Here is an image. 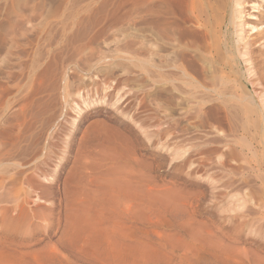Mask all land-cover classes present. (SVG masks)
<instances>
[{"label": "rangeland", "instance_id": "rangeland-1", "mask_svg": "<svg viewBox=\"0 0 264 264\" xmlns=\"http://www.w3.org/2000/svg\"><path fill=\"white\" fill-rule=\"evenodd\" d=\"M141 4L0 0V264H135L139 243L142 264H264V110L157 107L144 89ZM83 101L96 104L78 117ZM110 166L138 196L184 193L186 213L151 216L123 197L116 218L117 193L98 183ZM87 204L124 221L125 251L82 233L72 219ZM190 235L222 244L225 261L198 254Z\"/></svg>", "mask_w": 264, "mask_h": 264}, {"label": "bare ground", "instance_id": "bare-ground-1", "mask_svg": "<svg viewBox=\"0 0 264 264\" xmlns=\"http://www.w3.org/2000/svg\"><path fill=\"white\" fill-rule=\"evenodd\" d=\"M142 4L144 21L141 29L143 31V33L141 32L143 35L141 39H143V41H141L144 48H142L143 50L141 51L143 52L142 67L144 89H146L149 99H151L150 97H152L153 93L160 96V103L158 102L160 105L157 107L161 106V108H163L162 110H167L169 108L176 111L185 110V113L186 111H195V109H204L207 106L220 108L222 111L223 109L225 111L229 109H237V111L238 109H249L246 110V112L251 110L254 112L258 109L264 110V86L260 85V81L264 79V0H142ZM130 26L131 27H128L132 29V24H130ZM133 29L135 30V28ZM130 37H132V35H130ZM3 58L5 57H3V53L0 51V64ZM4 67L8 68L7 66ZM258 90L261 91L260 93L262 94L258 93ZM146 93L144 98H148L146 97ZM255 94L261 95L262 99L260 102H257V100L255 101ZM157 97H152L151 100ZM122 100L123 98L118 97L112 104V107H114L118 113L119 110L122 109L118 107ZM156 100L150 102L155 104L154 102H156ZM84 101L83 105H81L82 107L78 105H76V107L74 106L76 108L74 111H76L78 117L84 109L96 104L94 102L87 103ZM105 101L106 100L97 101V104ZM150 102H147V104L149 105ZM3 103L4 102L0 104V110H2V105H6ZM157 107L155 111L160 112L157 110ZM165 110L164 112H167ZM196 112L197 111H195V113ZM167 113H163V115ZM179 113L180 112H178L177 115H180ZM195 113H193V115H195ZM178 117L180 118V116ZM191 117H189V121ZM104 158H106V154ZM109 158H111L110 155H108L107 159L109 160ZM116 160H114L115 163ZM176 160L177 159H175V161ZM191 165L192 164H190V166ZM112 167L113 166H110L111 170H108L107 175H105L106 178H103V180L101 179V182L98 183L102 194L107 192L106 190L108 189H112V191L114 190L117 193L116 195L108 191L112 195H116V197H113L111 194L109 195L115 199L113 200L115 205H113L116 206V218L119 219L121 213H124V209L120 206L124 198H126V201L128 199L133 201V199L136 198V200L140 199L139 201H143L142 203L146 202L145 205L142 204L139 206L140 208H147V213L151 216L170 214L177 219L179 215L186 213V208L182 204L186 200V195H183L184 193L181 192L177 197L174 189H170L168 192L163 193V196H155L148 193L147 196L144 195L145 197H141L140 193H138L140 192L138 190L141 189H138V196L136 192L133 194L134 191H131V187H133L131 183L133 182L118 178L116 176L118 173L116 167L118 166H114L115 168ZM188 170L190 169L188 168ZM213 188L216 189L215 187ZM133 189L135 190L137 188L135 187ZM109 196L108 198H110ZM121 198L123 199L121 200ZM93 200L95 199H92V201ZM100 200L102 199L100 198ZM108 200L105 201L104 199L105 202ZM136 200L134 199V201ZM110 202H112V200ZM98 203L100 204L101 202L98 201ZM90 207H92L90 204L78 206L77 208L79 210L77 211V215L72 219L75 220V222H80V230L83 228L82 233L86 236H90L95 235L96 232H100V234L105 237L103 244L111 246L108 249L104 247L102 248L103 250H111L112 252L125 251L127 248V244H125L126 236L120 235L123 229L121 224H125L124 221L117 219L110 220L106 216L104 209L96 210L90 209ZM135 211L131 213V216L132 214H134V216L139 214L140 218V216H142L140 215L141 210L139 213ZM175 223L177 225V220H175ZM179 225L178 223L177 227L179 229L186 231V224L184 226ZM190 238L192 239L189 240L190 245L198 254L200 253L205 257L210 254L211 260L215 262L221 263L225 261L220 258L222 257L221 255H224L226 247L219 242L218 244L211 239H207V241L201 243L199 247L197 243L198 237L196 238L190 235ZM184 246L188 247L189 243H184ZM135 249L139 255L135 264H142L140 260L146 248L139 243L136 245Z\"/></svg>", "mask_w": 264, "mask_h": 264}, {"label": "crops", "instance_id": "crops-1", "mask_svg": "<svg viewBox=\"0 0 264 264\" xmlns=\"http://www.w3.org/2000/svg\"><path fill=\"white\" fill-rule=\"evenodd\" d=\"M49 252L54 256V258L57 257L56 253L54 252V250L52 248L49 249Z\"/></svg>", "mask_w": 264, "mask_h": 264}]
</instances>
